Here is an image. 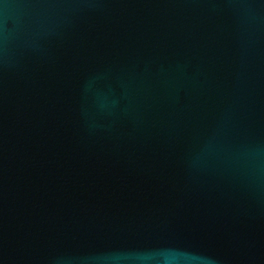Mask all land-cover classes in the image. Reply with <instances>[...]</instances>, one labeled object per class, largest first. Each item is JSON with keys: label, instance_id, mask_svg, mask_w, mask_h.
<instances>
[{"label": "water", "instance_id": "1", "mask_svg": "<svg viewBox=\"0 0 264 264\" xmlns=\"http://www.w3.org/2000/svg\"><path fill=\"white\" fill-rule=\"evenodd\" d=\"M0 264H264V0H0Z\"/></svg>", "mask_w": 264, "mask_h": 264}]
</instances>
